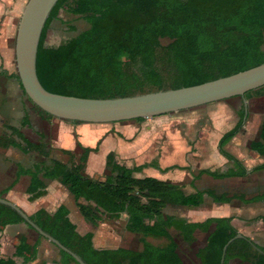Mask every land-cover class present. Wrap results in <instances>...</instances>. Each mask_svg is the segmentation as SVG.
<instances>
[{"label":"trees","instance_id":"trees-1","mask_svg":"<svg viewBox=\"0 0 264 264\" xmlns=\"http://www.w3.org/2000/svg\"><path fill=\"white\" fill-rule=\"evenodd\" d=\"M68 1L58 0L52 8L37 47L36 75L41 86L50 93L88 99L124 98L198 85L264 63L261 51L264 0H74L69 12L84 20L88 27L56 47H47L44 44L46 31ZM162 39L170 43L162 47ZM121 56L128 60L120 64ZM12 78L26 96L17 74ZM263 89L264 86L242 97H234L243 103L236 112L238 122L217 143L218 153L232 167L224 172L201 170L193 176L191 186L202 175L222 180L264 171V116L256 138L248 144V149L262 159L261 164L248 171L241 160L225 148L241 132L240 126L247 120L245 102L251 95H262ZM28 101L39 112L52 117ZM4 127L9 134L0 137V148L12 147L23 154L35 152L46 156L45 135L40 134V141L34 143L21 131V128H30L27 112L23 113L20 128ZM99 144L94 148H81L75 163L72 151L60 150L72 158L70 164L51 160L49 164L42 161L29 168L17 166L15 179L0 191L2 197L19 177L27 176L28 185L24 192L28 195L27 200L33 202L45 194L47 182L55 181L72 196L84 221L93 226H97L104 216L119 218L125 214L124 230L138 236V251L95 249L93 234H78L64 205L58 206L52 214L39 209L29 215L43 232L85 264H185L175 236L192 248L197 243L195 233L206 234L211 228L205 244L195 246L194 256L199 264H220L223 247L238 234L231 225L233 217L208 218L192 223L185 218L166 215L163 210L167 205L200 207L204 196L218 204L264 202V193L247 198L243 194H218L208 189L185 195L178 183L135 177L146 168L158 169L161 173L168 169H160L154 161L127 167L120 164L112 152L105 156L104 168L108 175L104 181L94 180L84 171L89 154L96 153ZM257 220L264 223V215L254 219ZM17 223L24 222L14 210L0 204V228ZM27 228L34 232L31 227ZM171 230L175 236L171 235ZM35 234L37 238L31 244L24 236L19 241L16 250L23 254L22 264L36 259L37 248L41 240H45ZM149 238L164 239L165 244L154 245L148 242ZM58 255L55 264H77L61 250ZM233 260L240 264H264V247L247 237L235 239L227 246L222 264ZM0 264L15 262L11 258H0Z\"/></svg>","mask_w":264,"mask_h":264},{"label":"rangeland","instance_id":"rangeland-1","mask_svg":"<svg viewBox=\"0 0 264 264\" xmlns=\"http://www.w3.org/2000/svg\"><path fill=\"white\" fill-rule=\"evenodd\" d=\"M4 1L5 3H8V0ZM73 1L74 0H69L68 2L64 3L62 9L59 10L56 19L51 22L49 28L46 31L44 40L45 46L56 47L70 38L75 37L79 32L85 30L88 27L84 20L72 15L69 12V8L72 6ZM26 2L27 0H20V9L18 12L13 14L12 35L8 34L7 38L8 48L12 53V67L14 74H16L14 57L15 35L21 13ZM4 20L5 12L3 11L2 14H0V23H2ZM70 27H73L74 29H70ZM169 43L170 41L167 39L160 40V45L162 47L167 46ZM261 51L264 54V43L261 47ZM127 60L128 58L126 56H121L119 63H124ZM14 83L16 86L18 85L16 81ZM0 85L2 86V83H0ZM262 91V95L257 97L251 95V98L245 102L247 120H245V122L240 126V130L243 128L245 129L246 127V130H244V132H242L240 135V139L242 140L240 142L239 140L237 142H232V145L229 143L225 147L226 150L234 156L240 157V155H246L249 152L248 140L256 138L259 124L264 116V89ZM18 96L19 98L17 99V103L21 102L22 106L16 113V117L13 118L14 120L11 117L7 122L1 123L0 137L9 134V131H7L4 127L9 125V123H12V126L14 127L20 128L21 117L25 111L28 114L30 128H21L22 133L34 143L40 141V134L45 135L46 138L43 140V142L47 143L48 147L46 148V156L31 152L27 156H23V160L20 163L25 167H30L32 164L42 161H44L46 164H49L51 160H58L62 163L70 164L72 158L68 155L62 154L54 144V140H56L55 138L59 130L57 124L61 120L45 116L39 112L28 101L26 96L23 95L20 88H18ZM6 98L7 96L5 94H0V112L3 109ZM14 100L15 96L12 94L10 102L13 103ZM242 104L243 103L239 98H232L221 103L217 102L186 111L170 113L153 118H146L142 122H135L132 120L110 124H85V127L83 126L84 130H82L79 135H73L71 133L72 136H74V139L71 138L65 142L67 145L63 144L62 142H59L58 145L60 147H72L74 155L73 162L75 163L77 162L78 156L82 152L81 148L90 146L94 148L99 142L100 144L98 145L97 152L91 155L89 154L90 157L88 156L87 158L84 172L94 180L104 181L105 177L108 175V172L104 168L105 155L108 152H112L119 163L124 164L123 162L125 161L128 165L133 166L137 161L135 158L125 159V156H120L118 154V151H122L121 148H128L127 146H129V144H124L122 140H127V142L132 141L131 143H133L134 138L137 139L138 136H146V138L139 139L136 143H134V146H138L137 151L143 152V157H145L143 159H147L149 162H156L159 168L160 160L166 156L170 160L176 161L179 164L180 162H184V164H181L183 167L182 169L184 170H182L177 164L164 168L168 170L163 173H161L158 169H153L157 171L158 178L160 180H168L173 177L172 171H176V173L186 172V183H188L189 177L195 176L203 169L209 171H218L229 165L230 162L225 165L222 163L221 159H225L217 151L216 144L218 142L216 140L218 139L216 138L221 136L223 132L226 133L234 127L235 122L238 121L236 112L241 108ZM18 106L20 107L19 104ZM61 123L65 124L66 122L61 121ZM220 123H222V125H220ZM198 135H201V158L195 153L199 147H192L196 140L199 139ZM181 139H183L184 142H182ZM188 141L189 143H187ZM203 154L206 156L204 157ZM1 158L2 157L0 154V159ZM163 163H165V159ZM246 164H248V161H246ZM250 165H254V162H250ZM171 167H174V169H169ZM9 173L11 172L9 171ZM180 177L182 176L180 175ZM199 183H201V187L198 188V190H201L202 187L205 189H214L218 194L222 192H225L228 195L243 194L247 198H250L256 194L264 193V173L260 172L252 175L246 180L243 179L239 181L215 180L207 175H202L201 182ZM3 185H5V183ZM47 186H49V192L53 196H62L60 193H56L55 189L56 186L62 187L59 183L55 181L47 182ZM62 189L65 191L63 192L64 196H62V201L66 200V204L69 202L68 207L71 210V213H74L73 210L76 208L70 205V202L72 201L71 198H64L70 195L65 188L62 187ZM209 203H211V201H209ZM236 203L240 204V202ZM261 211H264V207L258 209L255 208L253 210L254 213ZM166 212H171V210L167 209ZM185 212L196 216V218L201 217L200 215L202 213L200 208L186 209ZM120 217L121 220L119 221L118 219ZM120 217L116 218V221L118 222L114 223L118 229H115V231L128 235L123 228L124 222L122 221V216ZM70 219L73 220L72 214ZM104 219L108 220L107 216H104ZM24 237H26L28 243L31 244L34 242L33 240L37 238V235L27 228V235H24ZM175 237L178 244L180 245V252L183 254H185V252L188 253L189 250L187 249L190 248H188L177 236ZM137 238V235H131L126 241L128 245L125 246H129L132 249H139L140 244L138 243ZM203 238V235H197L198 241L191 249L194 250L195 246L197 247L200 245L203 241ZM148 241L157 245L165 243V240L155 238H149ZM112 246L117 245L114 244ZM187 257L190 259L193 258V255L187 254Z\"/></svg>","mask_w":264,"mask_h":264},{"label":"crops","instance_id":"crops-1","mask_svg":"<svg viewBox=\"0 0 264 264\" xmlns=\"http://www.w3.org/2000/svg\"><path fill=\"white\" fill-rule=\"evenodd\" d=\"M20 6H21L20 0H8V3H5L4 0H0V14H2L3 11L5 12V20L2 21V23H0V73H1L0 83H2V86L0 85L1 87L0 94L3 93L7 96L5 103L3 105V109L0 112V126L2 125L1 123L7 122L8 120H10L11 117L12 119L16 117V113L19 111V109L22 106L21 102L17 103V99L19 98L18 96L19 85L16 86L14 83L16 80L12 78V75L14 74L13 67H12V53L10 52V49L8 48V44H7L8 34L12 35L13 14L18 12V10L20 9ZM12 94L15 96V100L13 101V103L10 102V98ZM221 102L223 101H219V103ZM18 104L20 105V107L18 106ZM237 122L238 121L235 122V125L237 124ZM9 125L12 126V123H9ZM220 125H222V123H220ZM83 126L85 127L84 123L73 124L70 122H66L64 124V123H61L60 121L57 124V127L59 129L58 134L55 138L56 140H54V144L56 145V147L59 150H67V151L73 152L72 147H67V146L60 147L58 143L62 142L63 144H65V142H67L69 139L71 138L74 139V136H72V134L79 135L82 132V130H84ZM244 130H246V127L245 129L243 128L241 132L238 133L229 143H231L232 145V142H237L238 140L240 142L242 140L240 139L241 138L240 135L242 134V132H244ZM224 133L225 132H223V134ZM223 134H221V136ZM221 136L216 138L218 139L216 140L217 142L219 141ZM198 137L199 139L196 140V142L193 144L192 147L193 148L199 147L195 153L197 156L201 158V135H198ZM143 138H146V136L144 137L138 136L137 139L136 138L133 139V143H131L132 141L127 142V140H122L120 138L124 144H129V146H127L128 148L126 147L121 148L122 151H118V154L120 156H125L124 157L125 159L135 158L137 161L133 166H139V165H143L146 163H150L147 159H143L145 157H143L142 151H137L138 146H134V143H136L137 140L143 139ZM252 140L254 139H249L248 144ZM181 141L184 142L183 139H181ZM187 143H189V141ZM89 148H93V147L90 146ZM216 148H217V144H216ZM0 154L2 157L0 159V191H1L4 188L8 187L11 184V182L15 179V173L17 171V166H20L22 168H29V167H25L23 166V164L20 163L23 160V156H27L28 154H23L15 148H12V147H9L6 149L0 148ZM91 154H94V153H91ZM205 156L206 155H204V157ZM236 157L239 160H241V162L243 163V165L248 171L251 170L253 167L262 163V159L255 152L251 150H249V152L246 155H240V157L238 156ZM164 159H165V163H163ZM221 160H222V163H224L223 165L229 163L226 159H225L226 161L223 159ZM246 161H248V164H246ZM104 162H105V158H104ZM250 162H254V165H250ZM123 163H124L123 165L127 167H133L131 165H128L125 161ZM175 164L183 168L181 164H184V162H180L179 164L176 161L170 160L166 156L165 158H162L160 160L159 166L161 169H164L166 167L174 166ZM231 167L232 166L229 163L228 166L218 170V172H224ZM153 169L154 168H146L142 171L143 173L141 172L139 174H135V177L137 178L152 177V178H156L160 180L157 176L158 175L157 171ZM9 171L11 173H9ZM172 173H173L172 175L173 177L171 179L162 180V181H170L173 183H178L180 185L181 190L184 192L185 195L193 194L196 191L208 190V188L205 189L203 187L201 188V190H198V188L201 187V183H199L201 182V176L200 178L195 180L194 185L191 186L190 182L193 180V177H189L188 178L189 181L188 183H186V180H187L186 172L176 173V171H172ZM260 173H264V171H261ZM142 174H145V175H142ZM254 174L256 173L248 174L246 177H243V178H227V179H222V180H238V181L243 180V179L246 180L247 178L251 177ZM180 175L182 177H180ZM4 183L5 185H3ZM27 185H28V177L21 176L18 178L16 184L2 197L10 201L11 203L15 204L16 206H18L27 215H32L39 209H44L48 213L52 214L55 212L58 206L64 205L69 211V215H68L69 219H70L71 214L73 215V220L70 219V221L76 226V231L78 232V234L80 235H85L87 233L93 234L92 243L95 249L103 250V249L125 248V249H129L133 251L140 250V248L132 249L129 246H125V245H128L126 241L130 238L131 235H134V234L127 233L126 231L125 232L128 235H125L122 232L121 233L116 232L115 229H117V227L114 225V223L118 222L116 221V217L107 216L108 220L104 219L103 217L102 221H100L97 226H93L90 223L85 222L81 214L79 213L78 209L76 208L72 196L69 194L70 196L64 197V198L65 199L71 198L72 201L70 202V205L76 208L73 210L74 213H71V210L68 207L69 202L68 204H66L65 202L66 200L62 201V196H64L63 192H65L62 189L63 186L55 187L56 193H60L62 196H57V195L53 196L49 192V186H47L45 189V194L43 196L34 200L33 202H29L27 200L28 195H26L24 192ZM222 193H225V192H222ZM209 201H211V203H209ZM236 202L238 201L218 204V203H214L209 197L204 196L203 204L200 207H197V208H200L202 212L200 215L201 217H198V218H196V216H193L185 212L186 209H192L188 207L167 205L166 208L163 210V212L166 215L185 218L188 222H192V223L202 222L208 218L219 219V218H224V217H233L231 221V225L238 231L239 234H241L243 237L249 238L256 245L264 247V223L260 220L254 221L256 217L264 215V211L256 212V213L253 212L255 208L257 209L261 207L263 208L264 202L251 203V204H242V203L238 204ZM167 209H170L171 212H166ZM120 216H122V221L124 222L123 224V228H124L125 223H126V215L122 214ZM118 220L120 221L121 217ZM212 230L213 229L211 228L209 233ZM173 232L174 231L172 230L170 232L172 236H174ZM209 233H206V234H202L200 232L195 233L196 239H197V235L199 234L204 236L202 243L198 245L197 247H202L205 244ZM24 235H27V225L25 223L11 224V225H7L4 228H0V258L1 259L11 258L14 260L15 264H22L23 254L22 253L18 254L16 248L19 246V243H20L19 241ZM35 240L36 239H34L33 241ZM137 241H138V238H137ZM175 241L177 242V239H175ZM114 244H116L117 246H112ZM164 244H160V245L154 244V245L162 246ZM196 248L194 250L191 248H190L191 250L187 249L189 250V252L188 253L185 252V254H183L180 252L179 250L180 245L178 244V251L185 264H199V262L196 260L194 256ZM187 254H192L193 258L189 259L187 257ZM58 260H59L58 250L48 241L42 240L40 242V245L37 248L36 259L33 262L27 263V264H42V263L55 264V262H57ZM229 264H240V263L236 260H233Z\"/></svg>","mask_w":264,"mask_h":264},{"label":"water","instance_id":"water-1","mask_svg":"<svg viewBox=\"0 0 264 264\" xmlns=\"http://www.w3.org/2000/svg\"><path fill=\"white\" fill-rule=\"evenodd\" d=\"M58 0H27L15 35L14 57L16 74L27 98L46 114L66 122L110 124L158 117L199 108L264 86V63L253 68L202 84L155 93L114 99H88L54 94L46 91L36 75V53L41 32ZM0 204L14 210L31 229L57 250L69 254L77 264H85L74 253L35 225L23 210L0 197ZM229 240L222 250L223 263Z\"/></svg>","mask_w":264,"mask_h":264}]
</instances>
